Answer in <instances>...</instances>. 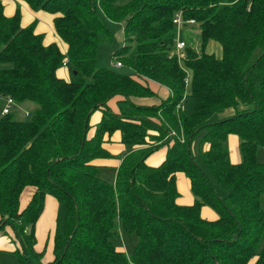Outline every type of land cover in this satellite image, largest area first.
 <instances>
[{
    "label": "trees",
    "instance_id": "16d2710c",
    "mask_svg": "<svg viewBox=\"0 0 264 264\" xmlns=\"http://www.w3.org/2000/svg\"><path fill=\"white\" fill-rule=\"evenodd\" d=\"M18 1L49 13L66 47L44 44L33 24L20 27L17 7L5 16L0 3V63L10 64L0 68V97L34 104L26 119L0 115V232L9 228L18 241V264H264V244L256 249L264 229V0ZM176 12L199 36L198 47L183 39L179 54ZM106 21L122 22L124 44L113 57L132 74L95 66L100 37H110ZM65 61L66 80L56 75ZM153 84L169 95L133 103L153 94ZM94 111L100 118L89 136ZM201 129L206 149L196 155L191 141ZM114 131L128 151L108 181L91 161L109 157L101 143ZM229 134L239 140L235 164ZM160 147L162 161L147 165ZM177 172L188 179L189 205L176 203ZM45 195L63 205V218L55 219L51 259L33 263L29 252L38 260L44 250L32 246ZM202 207L215 219L202 218ZM119 231L136 237L129 254L111 241Z\"/></svg>",
    "mask_w": 264,
    "mask_h": 264
},
{
    "label": "crops",
    "instance_id": "0c3cea01",
    "mask_svg": "<svg viewBox=\"0 0 264 264\" xmlns=\"http://www.w3.org/2000/svg\"><path fill=\"white\" fill-rule=\"evenodd\" d=\"M0 3L3 6V13L5 16H11L17 7L19 9L20 19L19 25L20 27H25L29 24H33V31L36 34H41L43 36L44 44L49 42H56L59 46L62 53L65 52V44L62 43L58 37L56 36L53 26H52V16L44 12L42 10L33 11L31 10L27 4L18 0H0ZM56 75L62 79L69 78V72L65 70V66L61 65L56 70ZM164 88L167 91V95H169V90L163 86L153 84L151 86V90L153 94H158L159 88ZM135 98V97H133ZM133 101V99H132ZM27 103V102H26ZM134 103V102H133ZM16 104V103H15ZM137 105H152V104H138ZM25 114V113H24ZM100 118V113L98 111H94L89 118V130L88 135L91 136L93 132V126L96 122H98ZM239 140L236 135L229 134L227 136V148L229 160L231 163L235 164L240 161V154L238 150ZM101 147L109 154L107 158H95L91 161V163L97 166V171L99 176L102 178L113 181L115 175V169L120 163V160L123 154L128 151V147L121 143L120 141V133L119 131H114L110 135H104L103 141L101 143ZM206 149V146H205ZM204 149V150H205ZM166 152L165 147H160L151 153L146 159L145 163L150 166H156L159 164L164 158ZM111 172V177L106 178L104 175ZM175 186L178 192V197L176 198V203L179 205H189L193 201V197L189 192V182L183 173L177 172L175 175ZM33 189L25 188L19 197V208H23L31 196ZM57 202L51 198L49 195H45L44 204L41 213L39 214L33 228L34 233V244L32 246L35 252H39L42 249L43 254L41 257L36 260L33 257L29 258L33 263H37L38 261L43 263L46 260L51 259V247H52V236L55 227V207ZM200 215L202 218L207 220L215 219L214 213L209 210L207 207H202L200 210ZM116 250L121 251L120 248L115 247ZM17 246L15 245L13 239V233L9 228H5V233L1 234L0 232V252H7L12 254L11 258L7 259L10 262H15L18 259L16 254ZM18 263V261H17Z\"/></svg>",
    "mask_w": 264,
    "mask_h": 264
},
{
    "label": "rangeland",
    "instance_id": "374dc122",
    "mask_svg": "<svg viewBox=\"0 0 264 264\" xmlns=\"http://www.w3.org/2000/svg\"><path fill=\"white\" fill-rule=\"evenodd\" d=\"M106 27L110 33V37L101 36L99 40L98 47L96 49L95 54V66L97 68L101 67H108L111 70H116L121 73L126 74H132V70L129 66L123 65L119 68H115L112 66V63L115 62V59L113 57L114 52L122 47L124 44L123 40V34H122V22H112V21H106ZM181 39H185L189 41L192 45L195 47H198L199 44V36H198V28L196 24H186L181 29L180 34ZM207 50L215 54L216 56L220 55V49L216 42L210 41L207 46ZM10 64L7 63H0V68L9 67ZM69 64L65 61V70L70 73L69 71ZM167 95V91L164 88H159L158 94H151L144 97H135L132 98L134 103L138 104H159L161 100L165 99ZM27 102V103H26ZM34 108V104L28 101L22 102V103H16L12 109L11 112L13 116L17 119H26L28 118V114L31 112V110ZM194 108V103L192 98L186 97L181 102V110L184 113H191ZM231 109H225L222 111L221 115L228 116L232 112ZM27 112L28 114L25 115L24 113ZM217 116H212L210 121H215ZM206 133L205 129L199 130L193 137L191 141V150L196 155L199 152H202L205 149L206 142L204 141V135ZM257 158L261 160L263 158V149L259 148L257 152ZM108 173L104 176L106 178H110L111 172L108 171ZM261 206L263 209V216H264V197H261L260 199ZM55 216L62 219L63 218V205L61 203H57L55 207ZM25 231V230H24ZM113 245L115 247L120 248L122 252L125 254H129L132 250V247L136 243V237L134 234H126L123 231L118 232V236L111 239ZM17 248L19 247V243L17 240L14 241ZM264 244V229L261 233L260 239L257 244V251L260 250L262 245ZM30 257H33V255L29 252L28 254ZM8 258L12 257V254L7 252H0V264H18L17 261L10 262ZM34 259V257H33ZM38 263V262H37Z\"/></svg>",
    "mask_w": 264,
    "mask_h": 264
},
{
    "label": "built area",
    "instance_id": "2783aa9c",
    "mask_svg": "<svg viewBox=\"0 0 264 264\" xmlns=\"http://www.w3.org/2000/svg\"><path fill=\"white\" fill-rule=\"evenodd\" d=\"M172 23L174 24V27H175L174 51L175 53L179 54V51L182 50L185 44L183 39L180 38L181 29L186 24H192L193 21L192 20L182 21L181 14L179 12H176L172 18ZM63 64L64 62L62 63V65ZM112 66L115 68H119L121 64L118 60H115V62L112 63ZM183 82H184V85L187 84V80ZM0 99L2 100V106L0 108V115L7 114L8 112L11 111L12 107L15 105V102L9 96H3V97H0ZM176 107H178V105ZM27 114L28 113L25 112V115Z\"/></svg>",
    "mask_w": 264,
    "mask_h": 264
}]
</instances>
